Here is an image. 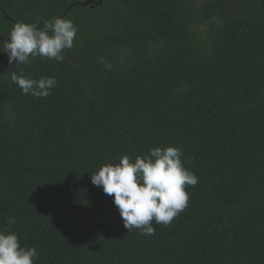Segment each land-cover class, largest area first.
Returning a JSON list of instances; mask_svg holds the SVG:
<instances>
[{"label": "trees", "instance_id": "obj_1", "mask_svg": "<svg viewBox=\"0 0 264 264\" xmlns=\"http://www.w3.org/2000/svg\"><path fill=\"white\" fill-rule=\"evenodd\" d=\"M99 1L0 0V264H264V0Z\"/></svg>", "mask_w": 264, "mask_h": 264}, {"label": "water", "instance_id": "obj_2", "mask_svg": "<svg viewBox=\"0 0 264 264\" xmlns=\"http://www.w3.org/2000/svg\"><path fill=\"white\" fill-rule=\"evenodd\" d=\"M102 4V0H100L99 2H95V5H101ZM94 7V6H93ZM48 30L44 31V33H47ZM21 32L22 34L24 33L23 28L21 27Z\"/></svg>", "mask_w": 264, "mask_h": 264}]
</instances>
